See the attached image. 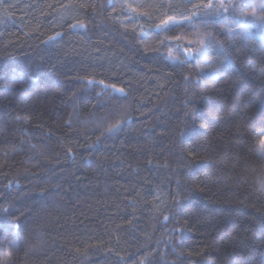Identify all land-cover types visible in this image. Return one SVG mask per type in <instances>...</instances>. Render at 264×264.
Instances as JSON below:
<instances>
[{
    "label": "trees",
    "instance_id": "16d2710c",
    "mask_svg": "<svg viewBox=\"0 0 264 264\" xmlns=\"http://www.w3.org/2000/svg\"><path fill=\"white\" fill-rule=\"evenodd\" d=\"M208 4L0 0V264H264V30Z\"/></svg>",
    "mask_w": 264,
    "mask_h": 264
},
{
    "label": "rangeland",
    "instance_id": "374dc122",
    "mask_svg": "<svg viewBox=\"0 0 264 264\" xmlns=\"http://www.w3.org/2000/svg\"><path fill=\"white\" fill-rule=\"evenodd\" d=\"M208 3H211L213 6L207 9V16L211 17V15H213L223 18L229 30L232 27H236V25L241 26V28L245 29L247 32L250 30H254L255 32L264 30V19L256 15V10L260 8V5L253 3L248 4L247 1L237 2L234 0H222V2L221 0H208ZM237 3H239V7L235 8L234 6H236ZM249 5H253L254 7H250ZM177 25L178 24L169 22L167 28L162 25L159 27L158 31L166 34L169 29ZM201 46L202 42L198 43L196 46L194 43L182 39H173L166 42L168 57H171V60H177L181 57L187 60H196L202 56V51H200Z\"/></svg>",
    "mask_w": 264,
    "mask_h": 264
},
{
    "label": "snow or ice",
    "instance_id": "6c2138e0",
    "mask_svg": "<svg viewBox=\"0 0 264 264\" xmlns=\"http://www.w3.org/2000/svg\"><path fill=\"white\" fill-rule=\"evenodd\" d=\"M221 2H222V0H221ZM213 5L211 4V3H209L208 5H207V7L208 8H211ZM222 6H223V3H222ZM250 7H254L253 5H249ZM173 24H175V22L173 21ZM169 26V22L168 21H165V23H164V27L165 28H167ZM171 58V57H170ZM231 63V61L226 57V62H225V67L228 65V64H230ZM120 92L122 93L123 92V90L121 89L120 90ZM262 143H264V141H262Z\"/></svg>",
    "mask_w": 264,
    "mask_h": 264
}]
</instances>
